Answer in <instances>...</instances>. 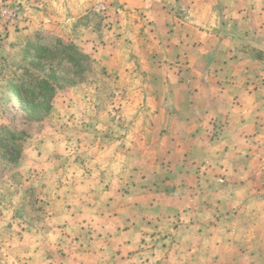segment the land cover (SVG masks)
<instances>
[{
    "label": "rangeland",
    "instance_id": "374dc122",
    "mask_svg": "<svg viewBox=\"0 0 264 264\" xmlns=\"http://www.w3.org/2000/svg\"><path fill=\"white\" fill-rule=\"evenodd\" d=\"M263 11L264 0H0V264L110 260L101 251L135 216L180 215L167 198L178 168L206 198L208 216L201 204L193 215L219 230L220 264L233 241L263 262L264 123L247 130L253 147L230 142L246 156L230 183L193 139L243 129L241 110L204 123L205 89L218 96L223 65L228 83L264 85L252 34ZM261 90L239 101L264 104Z\"/></svg>",
    "mask_w": 264,
    "mask_h": 264
},
{
    "label": "crops",
    "instance_id": "0c3cea01",
    "mask_svg": "<svg viewBox=\"0 0 264 264\" xmlns=\"http://www.w3.org/2000/svg\"><path fill=\"white\" fill-rule=\"evenodd\" d=\"M260 11H262V9ZM262 26L263 28L261 26L258 29L255 28V31H253L252 34L254 36V39L256 40L255 47L264 51V40H261V38H259L258 36L260 30L264 31V25ZM250 37H252L251 33ZM238 39L242 40V36L239 35ZM227 40L229 39H224V41ZM233 43H238V41L234 40ZM228 63L231 64V61L229 60ZM217 74L221 76L223 75L224 80L221 81L223 82L222 87L219 86L218 88H216V92L218 93L217 97H214L210 94L212 93L213 89H205V91L207 90L208 99L206 107L202 113L204 123H208V119L210 120L214 115L219 116L220 118H228V115L232 114L234 111L236 112L241 110L247 112L246 115L242 116L241 118V125H243V129L238 128V131H236V128L233 129L235 126L228 127L227 124L226 130L220 133V135H218L214 140L209 139L210 142L205 141L207 144H204L200 137L197 138L195 136L193 137V139H196L198 143L200 141V144L203 143V145H206L205 151L203 150V152H207V156L209 157L207 159H217L214 166L215 169H212V167L209 166L207 170L213 171L215 174L219 173L218 176H225L226 181H229L230 183L232 175L236 176L239 175L241 171H246V164H244L245 166H242L240 163H238L242 162L243 159L246 158V156L240 155V149L230 142L232 140L241 141L242 139H244L242 142H246L247 140H249L250 146L253 147L251 137H247L250 136L247 135V130L251 131L255 129L254 127L256 125H258V129L259 126L264 123V116H260L264 112V104H262V102L257 103V101L252 100L248 103H245L239 101V99L241 96L245 95L246 99L248 100L250 97L254 96L251 95L252 93H258V90L262 91L261 88H264V85L252 89L246 88L247 85H243L241 83H238L241 85H237V83L234 82L228 83L227 80L235 81V79L230 80L228 78L231 77V75H235V73L231 74L228 70H226L225 65L219 68V72H217ZM210 80L212 81V79ZM208 85L206 86L208 87ZM198 92L199 90L196 93ZM228 120L231 123V126L234 123V119L231 117L230 119H227V121ZM229 131H232L233 133L229 134ZM202 136L205 137L204 135ZM215 143L220 145V147L222 148L212 147ZM177 148H179V146ZM200 149H202V147ZM179 151H181V149H179ZM231 154H235V159L233 160L235 162L233 164L231 163L232 161L227 159ZM194 169L197 172H201V170L197 168ZM201 169L202 171H207L205 168ZM182 171L185 172L184 175L180 177V175H182ZM252 172H254V170H252ZM174 176L176 178H179V181L176 186H173V192L170 193L167 198H169V200L173 202L174 206L179 207L175 210L179 211L180 215L179 213L170 214L171 211H174V208H172L173 210H171L168 214H158L159 218L155 214L135 216L136 224L129 223L128 229H123L117 232V234L113 235L110 239H108V244L104 246L106 247V249H103V251H101L103 252V254L107 253L110 254L111 257H115L113 259H111L110 257V260L109 257H107V261L104 256H99L97 259L92 260L91 264H208V262L210 264H220V261H222L223 259H220V252L218 250L220 246H217L220 238L218 232L219 230H206L204 227L197 228L196 226H198L200 223L195 218L197 216H195V214L193 215V213H195V211L199 208L198 206L201 204V211L204 212V215L208 216V214L206 213V211L208 210L205 201L206 198L205 200H203L204 198H201L200 192H197V190L193 189L191 179L188 180L189 178L193 177L191 171L184 168H178L177 173L174 174ZM200 185L201 184H197L198 189L201 187ZM217 189L219 192H222L220 188ZM156 207L160 209V206H158V204ZM183 212H188L190 216H182ZM225 215L228 217L227 214ZM203 217L204 216L200 214V217L198 219L200 221H203ZM113 219H117V217ZM180 220L183 224L186 222L188 223V221H190V223L185 225L177 224ZM108 223L109 220H107L106 224ZM151 223H158L159 228L152 229ZM171 224H174V226H177L178 228H176V230L167 228V226ZM163 227H166L167 230L163 229ZM185 227L190 229L187 230ZM182 231H184L185 237L177 238V235L181 234ZM224 233L227 235V231H225ZM255 235L257 236L258 233H256ZM148 237L159 238V240L155 241L153 245H150L147 244ZM206 238L209 239L207 241H209L211 244L209 246H214L213 248H210L206 244ZM109 243H112L113 246H109ZM229 247L230 251L233 253V257L230 259V255L227 254L229 256L228 262H232V264H240L239 260L244 254L243 250L247 253V255H245V258L248 259V264H264V260L263 262H259V254H261L259 252L262 251H259V248L257 246L251 248L250 250H246L245 248L242 249L241 245H238L233 241L229 242ZM90 254L91 256L95 255L94 251H91ZM216 261L219 262L216 263Z\"/></svg>",
    "mask_w": 264,
    "mask_h": 264
}]
</instances>
